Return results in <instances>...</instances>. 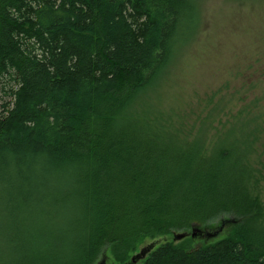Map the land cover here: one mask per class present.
<instances>
[{
  "label": "trees",
  "instance_id": "1",
  "mask_svg": "<svg viewBox=\"0 0 264 264\" xmlns=\"http://www.w3.org/2000/svg\"><path fill=\"white\" fill-rule=\"evenodd\" d=\"M198 1L0 0V264H95L224 215L229 238L137 264H264V115L194 131L150 101Z\"/></svg>",
  "mask_w": 264,
  "mask_h": 264
},
{
  "label": "rangeland",
  "instance_id": "2",
  "mask_svg": "<svg viewBox=\"0 0 264 264\" xmlns=\"http://www.w3.org/2000/svg\"><path fill=\"white\" fill-rule=\"evenodd\" d=\"M197 11L196 28L168 65L151 104L164 117L183 120L187 130L195 127L196 131L215 106L219 115L215 121L221 119L224 125L249 105L254 124L260 123L264 115V0H200ZM215 127L221 128L217 123ZM208 130L214 133L211 127ZM259 150L264 161V148ZM261 195L264 202V183ZM240 222L224 215L194 228V237L192 228L140 239L124 249L109 247L95 264H126L140 250L162 243L195 248L211 244L229 238ZM181 234L180 239L174 238Z\"/></svg>",
  "mask_w": 264,
  "mask_h": 264
},
{
  "label": "water",
  "instance_id": "3",
  "mask_svg": "<svg viewBox=\"0 0 264 264\" xmlns=\"http://www.w3.org/2000/svg\"><path fill=\"white\" fill-rule=\"evenodd\" d=\"M192 237L195 236V229H192ZM183 235H175L174 238L175 239H180ZM156 248V247H155ZM154 249V246H148L142 250H140V252L134 256L131 257L130 261L126 264H137L138 262L142 261L145 259V257L148 255V253H150L152 250Z\"/></svg>",
  "mask_w": 264,
  "mask_h": 264
}]
</instances>
